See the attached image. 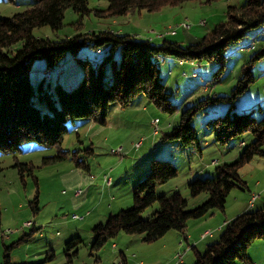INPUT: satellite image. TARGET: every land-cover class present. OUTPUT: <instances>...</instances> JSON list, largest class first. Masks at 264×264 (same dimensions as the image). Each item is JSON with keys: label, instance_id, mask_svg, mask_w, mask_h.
Listing matches in <instances>:
<instances>
[{"label": "rangeland", "instance_id": "obj_1", "mask_svg": "<svg viewBox=\"0 0 264 264\" xmlns=\"http://www.w3.org/2000/svg\"><path fill=\"white\" fill-rule=\"evenodd\" d=\"M246 3L247 0H191L153 12L142 10L116 17L97 16L94 12L81 17L67 9L60 30L54 32L47 26L39 27L34 29V35L62 40L91 31H110L154 43H160L166 36L185 46L199 42L217 24L226 21L228 6L241 8ZM34 4L35 0H0V18L10 17ZM89 4L92 8L104 10L108 7V0H89ZM252 41H257L256 48L246 49ZM263 47L264 27L251 30L230 48L224 72L217 81L213 80L216 63L185 61L180 65L178 59L170 57L168 59L173 62L164 64L156 57L154 60L160 68L166 90L177 107L174 114L160 110L141 94L126 107L111 105L106 124L91 119L68 123V132L59 147L26 142L17 153L0 152V264L3 263L5 247L14 245L33 227L36 231L29 241L12 247V264H65V243L77 237L81 238L82 244L72 264H124L121 253L129 264H195L196 250L203 253L208 244V241L199 243L202 230L216 231V238L211 240L217 241L221 233L217 229L245 211L242 208L249 195L263 193L264 156L256 155L241 167L240 176L246 186L230 192L223 211L216 209L201 219L191 220L192 238L187 239V236L171 230L156 241L144 242L139 234L120 232L101 249L92 252V227L133 205L134 185L145 178L151 160H165L159 158L162 156L172 161L178 175L158 185L157 194L170 195L178 190L188 199V208L206 200L207 194L191 197L188 183L195 178H215L216 175L203 174V170L215 173L217 164L235 161L243 146L252 142L253 135L246 132L230 139L225 146L215 142L209 121L226 114L229 104L211 101L192 121L202 153L162 141L161 136L180 123L181 113L187 107L201 100L230 96L243 76L244 65ZM104 55L105 49L99 55L88 47L76 55L69 52L60 70L49 75L45 74V60L36 59L31 66L30 80L35 89L43 82L46 90L55 96L58 84L70 90L83 78L79 59L89 58L96 64ZM112 69L111 63L105 65L108 82H111ZM252 73L255 80L237 96L235 111L252 112L260 120L264 118V58L254 63ZM34 99L42 110L48 109L39 96ZM59 150L66 152V157L53 160ZM16 163L31 165L33 170H26L22 176ZM108 178L111 183L106 181ZM77 192L80 194L76 195ZM36 194L39 210H34L31 204ZM158 208L159 204L155 203L142 216L151 219ZM29 222L31 224L26 225ZM194 223L203 224L202 229L195 228ZM208 234L206 232L204 236ZM193 245H197L196 250L191 248ZM52 253L54 256L47 259ZM248 253L253 258L252 264H264V241H256ZM182 259L185 262L181 263Z\"/></svg>", "mask_w": 264, "mask_h": 264}, {"label": "trees", "instance_id": "obj_2", "mask_svg": "<svg viewBox=\"0 0 264 264\" xmlns=\"http://www.w3.org/2000/svg\"><path fill=\"white\" fill-rule=\"evenodd\" d=\"M187 1L191 0H108V7L98 10L90 7L89 0H35V4L26 10L0 18V152L17 153L26 142L59 147L68 132V123L91 119L106 124L111 105L126 107L141 94L160 110L174 114L177 107L166 90L160 68L154 60L156 57H172L193 64L216 63L213 80H219L230 48L251 30L264 27V0H247L241 8L228 6L226 21L217 24L199 42L185 46L166 36L160 43H154L149 39L110 31H91L62 40L34 35V29L39 27L47 26L54 32L60 30L64 26L67 9H72L81 17L91 12L97 16L116 17L142 10L153 12ZM252 42L256 44L251 50L257 45V41ZM85 47L99 55L105 49V55L96 64L91 63L89 58L79 59L84 74L74 88L67 90L58 84L55 96L46 90L43 82L35 89L30 71L36 59L45 60V74L49 75L60 70L67 53L76 55ZM262 58L264 47L252 54L250 61L244 65L243 76L230 96L201 100L187 107L181 113L180 123L161 136L162 141L173 142L181 148H194L202 153L192 121L197 114L205 111L211 101L229 104L226 114L209 121L215 142L225 146L230 139L246 132L253 135L252 142L243 146L235 161L217 164L215 178H195L188 183L191 197L207 194V199L188 208V199L179 191L158 195L157 186L175 178L178 169L171 160L153 159L145 178L133 187V205L109 215L105 222L92 227V252L101 249L120 232L139 234L144 242L156 241L171 230L184 234L190 220L201 219L216 209L223 211L230 192L234 188L244 189L246 182L240 176L241 167L256 155L264 156V118L258 120L252 112H236L235 100L254 82L252 67ZM107 63L113 67L111 82L105 78ZM35 96L46 103V111L37 104ZM65 157L66 152L59 150L52 159ZM15 166L22 176L26 170H33L28 164L16 163ZM38 203L36 194L31 203L34 210H39ZM155 203L159 204V208L153 217L144 218V211ZM35 231L34 227L31 228L14 245L29 241ZM258 240L264 241V206L245 211L228 221L217 241L209 244L203 253L196 252L195 264H252L248 249ZM81 244L82 240L78 237L65 243V264L73 263ZM14 245L5 247L2 264H12L11 249ZM53 256V253L48 254L47 259Z\"/></svg>", "mask_w": 264, "mask_h": 264}, {"label": "crops", "instance_id": "obj_3", "mask_svg": "<svg viewBox=\"0 0 264 264\" xmlns=\"http://www.w3.org/2000/svg\"><path fill=\"white\" fill-rule=\"evenodd\" d=\"M162 61H163V63L165 64L166 62H173V61H171V59H168V58H165V59H162V58H160ZM168 59V60H167ZM180 65H182V64H180ZM161 155H164V154H161ZM165 157L166 156H162V157H159V158H164L165 159ZM209 173H210V175H212V176H214V175H216L215 173H213V171H211L210 170V172H207L206 170L204 171L203 170V174H206V175H209ZM211 177V176H210ZM175 191H178V190H175ZM263 192V193H262ZM261 193L262 194H260V193H251L250 195H249V197H248V200H246V202H244V206H243V208L242 209H244L245 211H248V210H254L256 207H259V208H261L262 206H264V190L262 191ZM200 196V195H199ZM254 196L256 197L255 199H254ZM207 197L208 196H206V199H207ZM245 201V200H244ZM197 205H199V204H196V206ZM258 209V208H257ZM244 211V212H245ZM227 222H224V225L226 224ZM191 220L188 222V226H187V229H186V231L184 232V236H187V239H188V237H190V238H192V235L190 234V232H191ZM224 225H222V227L221 228H218L217 229V232H222V230H223V227H224ZM193 226L196 228H198L199 230H201L202 229V227H203V224H201V223H194L193 224ZM206 232H209V234L208 235H205L204 236V233H206ZM215 232L216 231H211V230H208V229H204V230H202V232H201V236H200V239L202 240V241H200L199 243H201V242H203V241H208V244H207V246L209 245V244H211V243H213L214 241H216V240H211V239H215L216 238V236H215ZM221 234V233H220ZM213 241V242H212ZM198 242V241H197ZM196 242V243H197ZM198 243V244H199ZM197 244V245H198ZM197 245H193V246H191V248L192 249H195L196 250V247H197ZM207 248V247H206ZM196 252H199V250H196ZM185 253V255H186V253H187V251H185L184 252ZM122 254V256H123V260H124V264H129V261L127 260V258H126V256L123 254V253H121ZM250 258H251V261H252V263L254 262L253 261V258L250 256ZM182 262H185L183 259H182V261H181V263ZM175 264V263H174Z\"/></svg>", "mask_w": 264, "mask_h": 264}, {"label": "built area", "instance_id": "obj_4", "mask_svg": "<svg viewBox=\"0 0 264 264\" xmlns=\"http://www.w3.org/2000/svg\"><path fill=\"white\" fill-rule=\"evenodd\" d=\"M255 46V44L254 45H250L247 49H251V48H253ZM181 62H182V65H184V63H185V61H182L181 60ZM155 123L157 122V120H155L154 121ZM157 132V129H155V133ZM108 183H111V179L110 178H108L107 180H106ZM80 193L79 192H77L76 193V195H79ZM256 197L254 196V199H255ZM31 223L29 222V223H26V225H30ZM179 257L180 258H182V256L181 255H179Z\"/></svg>", "mask_w": 264, "mask_h": 264}, {"label": "bare ground", "instance_id": "obj_5", "mask_svg": "<svg viewBox=\"0 0 264 264\" xmlns=\"http://www.w3.org/2000/svg\"><path fill=\"white\" fill-rule=\"evenodd\" d=\"M253 45V44H252ZM179 64H182V62L181 61H179Z\"/></svg>", "mask_w": 264, "mask_h": 264}]
</instances>
